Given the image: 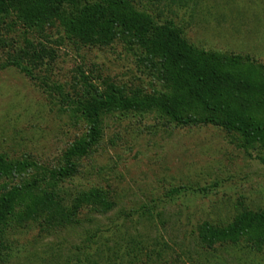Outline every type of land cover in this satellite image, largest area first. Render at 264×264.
Instances as JSON below:
<instances>
[{
    "label": "rangeland",
    "instance_id": "374dc122",
    "mask_svg": "<svg viewBox=\"0 0 264 264\" xmlns=\"http://www.w3.org/2000/svg\"><path fill=\"white\" fill-rule=\"evenodd\" d=\"M134 4L158 23L173 22L190 46L215 55L227 72L264 83V0H135ZM9 23L0 28V62L2 48L25 53L29 58L24 65L32 69L33 79L14 68L0 70V158L31 167L0 180L4 189L35 183L41 170L56 171L62 167L63 153L87 134L76 112L83 78L99 92L108 82L132 94L164 92L141 54L121 40L83 47L67 40L57 26L30 30L17 22L7 32ZM27 41L39 56L28 51ZM252 98H244L250 115L264 125V98L262 104ZM185 114L206 116L194 108H186ZM102 122L101 141L80 161L77 174L61 184L64 193L55 194L49 181L39 184L36 195L52 191L55 202L69 210L76 197L100 190L113 196L115 211L104 216L101 209L85 207L63 224L52 207L25 223L29 203H23L2 239L0 264H75L72 254L77 248L85 246L91 252L92 244L99 243L109 248L117 243L120 248L129 239L144 240L134 264H163L152 263V244L157 241H164L181 264H197L199 225L230 221L237 210H264L263 148L244 147L237 135L220 127L169 124L157 112L113 113ZM116 214L122 218L116 219ZM141 215L150 216L152 222H143ZM114 219L126 221L121 238L111 228ZM139 219L136 228L131 226ZM243 252L238 254L241 260L224 255V264H264V254L244 258Z\"/></svg>",
    "mask_w": 264,
    "mask_h": 264
},
{
    "label": "trees",
    "instance_id": "16d2710c",
    "mask_svg": "<svg viewBox=\"0 0 264 264\" xmlns=\"http://www.w3.org/2000/svg\"><path fill=\"white\" fill-rule=\"evenodd\" d=\"M134 1L0 0V28L5 25V21H10L7 32L17 24L30 30L57 26L62 29L67 40L83 47L109 46L116 40H121L132 51L136 50L141 54L164 90L153 91L152 94H132L127 89L108 82L103 91L99 92L91 81L83 78L76 112L85 122L87 134L63 153L62 167L56 171L41 170L36 175L38 180L35 183L25 184L20 188L7 190L0 187V250L5 248L2 239L11 227V221L15 219L16 210L23 203H29L25 218H22L25 223L34 222L32 216L49 211L52 207V213L58 215L63 224H68L71 215L85 207L101 209L99 214L104 216L115 211L117 202L113 196L100 190L76 197L69 210L55 202L52 191L44 194V197L36 195L39 184H47L49 181L53 183L55 194L64 193L61 184L77 174L80 161L91 155L101 141L102 119L107 115L157 112L164 115L169 124L220 127L225 132L237 135L244 147L259 146L264 149V125L252 118L249 104L244 99L253 97L254 103H261L264 98V83L227 72L220 64L223 61L215 55L190 46L173 22L165 20L158 23L149 15L137 11ZM26 45L28 51L32 50L35 56H39L33 43L28 42ZM1 50L3 59L0 70L14 68L33 79L32 69L24 65L28 55L23 52L10 53L6 48ZM39 51L48 52L46 49ZM186 108L203 111L206 116H188L185 114ZM32 166L35 169H45ZM30 167L27 163L0 158V180L12 174H22ZM117 218L122 217L116 214ZM140 218L143 222H152L150 216L141 215ZM125 222L115 220L111 226L113 231L120 232V238L126 228ZM139 222L140 219L131 226L136 228ZM120 238L119 241L123 242ZM138 240L129 239L120 248L117 243L114 248H109L104 243L92 244L91 252H86L85 249L90 248L83 246L75 249L72 258L75 264H115L117 260L122 264H134L144 241ZM196 242L201 253L197 264H224V255L241 260L238 254L242 255L243 251H246L244 258L249 255L258 257L264 254V210H237L230 221L199 225ZM167 246L164 241L152 244L155 250L152 263L164 261L163 264H167L166 260H169V264H181L176 253L175 258H172Z\"/></svg>",
    "mask_w": 264,
    "mask_h": 264
}]
</instances>
